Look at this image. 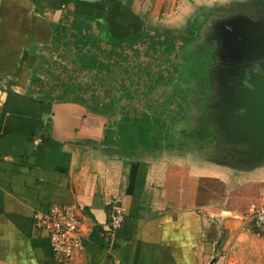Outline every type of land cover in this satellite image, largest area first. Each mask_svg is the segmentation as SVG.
<instances>
[{
  "label": "crops",
  "instance_id": "obj_1",
  "mask_svg": "<svg viewBox=\"0 0 264 264\" xmlns=\"http://www.w3.org/2000/svg\"><path fill=\"white\" fill-rule=\"evenodd\" d=\"M239 1L244 0H0V264H58L46 231L34 223L36 211L55 203L80 207L84 246L69 264H228L238 240L259 232L252 219L236 216L251 204L264 205V168L235 171L213 162L200 167L190 160L197 158L195 151L161 144L164 133L158 139L162 148L150 149V138L143 144L138 134L118 126L151 119L165 125L163 132L170 123L179 125L174 134L185 137L187 102H160L153 95L150 102L144 94L151 87L156 92V78L164 77L158 88L169 93L171 72L161 76L162 62L143 83L138 62L132 82H121L124 75L117 73L109 83L101 73V107L107 91L117 98L131 93L105 114L80 102L26 96L58 86L60 66L76 76L70 62L75 50H55L54 43L64 41L55 39L52 27L67 25L74 14L89 21L94 33L101 23L111 37L123 39L154 34L188 10ZM118 64L122 71L125 64ZM83 76L91 80L90 73ZM113 200L124 220L112 242L104 243Z\"/></svg>",
  "mask_w": 264,
  "mask_h": 264
},
{
  "label": "trees",
  "instance_id": "obj_2",
  "mask_svg": "<svg viewBox=\"0 0 264 264\" xmlns=\"http://www.w3.org/2000/svg\"><path fill=\"white\" fill-rule=\"evenodd\" d=\"M198 25L199 23L197 24V27ZM52 27L55 39L59 41H64V43L62 44L54 43V49L57 50L59 47H61L64 53H66V50L69 49L70 45H72L74 48L73 50H75L74 56L71 57L70 62L76 65V72H74L76 76H69V74H67L65 70V67L60 66V68H62L65 74H63V77H55V79L60 82L58 86L50 85L49 89L40 91L38 93V96L32 97L31 95H26L27 98L39 100L42 102L54 100L80 102L81 104L87 106L90 110L101 114H105L106 111H113V105L117 101L122 100L124 97L129 98L131 93L124 92L123 96H119V98H117V95L114 92L107 91L105 93V97L108 98V101L103 105V107H101L99 105V94L97 92L99 85L103 84L106 79H108V82L110 83L113 79H116L117 73L124 75L122 78L120 77L121 82H125L127 79L132 82V74H135L137 72L139 73V71H137L139 67L135 66V63L132 64L131 67H128L129 61H132L133 57L142 54V51L145 50V54L149 56L151 60L157 59L158 56H163L165 57L164 59L166 62H170V57L173 54L178 53L180 56H188L193 58L195 56V53L201 52V50L195 48V44L197 43L196 40L194 41V39L188 37L174 36L170 31H165V29L156 30L154 34L141 33L138 37H127L123 39H118L115 37H111V35L107 32V28L104 27V25H102L101 23H97V28L95 27L97 33H94L91 23L75 14L72 15V19L67 25H62L59 22L54 23ZM68 39H70V42ZM177 42H181L182 47L179 46V49L176 46ZM190 49L193 50L190 51ZM208 50L210 52V47ZM126 51L131 53L130 56L126 54ZM122 53H124V55L121 56ZM50 60L55 64V61H53L52 59ZM119 60H122L125 65L128 64L127 66H123L122 71L120 69V64H118ZM172 65H177L178 67L176 69L174 68L168 77L170 78V82L172 84V87L170 86L172 89L169 88V93L165 92L164 94V92L159 91V88L161 90L163 87L162 80L165 78L164 77L160 79L156 78V83L159 87H157L156 92L153 89L154 87H151L144 94H146L147 97L150 98L153 95L154 97H156L154 99H156L157 101L161 100L160 102L166 101V99L168 100L171 97L170 94H173L172 98L169 100L173 101L175 99H180L182 100V102L186 101L188 108L190 109L189 96L190 94H192L191 92L196 89V84L194 83V79L196 78L193 77L194 70L192 71V77L189 78L190 85L186 90L187 92L184 91L187 93L186 99V96L182 95V93H184V88L182 87V80L187 81V72L186 70H184V67L183 69H180L182 68L181 66H183L182 62L175 64L172 63ZM116 67H118L117 71ZM140 69L141 71H144L142 74H140V83H143V78L151 79L154 70L152 71L147 64L145 67L143 66ZM84 73L91 74V80L89 81L91 86L85 83L89 90H87L86 87L81 84L82 82L79 81V78ZM101 73H104V75L107 76L106 79H102L104 81L101 80ZM175 73L177 77H175ZM154 74H157V72H155ZM174 88H176V92L174 91ZM136 94L138 95V93H134V95ZM111 115L112 114H109L108 116ZM118 126H120L121 131L123 133L130 134L134 132V134H138L140 142L143 144H147V141L150 138L155 145L147 146V148H162V145H160L158 141L159 138L155 136L153 130V127L155 126V122L153 120L150 119L129 126L127 125V123L124 122L123 124H118ZM172 126L169 131L178 134V132L180 131L179 125H175L174 127ZM131 127H133V131L130 130ZM191 127H193L191 122L187 121L183 123L181 126L182 134L186 133L184 130L185 128L188 130ZM183 145H185V143L180 144L179 146L170 145L169 148H181L180 146Z\"/></svg>",
  "mask_w": 264,
  "mask_h": 264
},
{
  "label": "water",
  "instance_id": "obj_3",
  "mask_svg": "<svg viewBox=\"0 0 264 264\" xmlns=\"http://www.w3.org/2000/svg\"><path fill=\"white\" fill-rule=\"evenodd\" d=\"M238 3L239 12L211 25L223 67L214 100L207 107L213 110L214 134L227 148H218L206 159L249 172L264 168V0ZM187 147L197 145L187 143Z\"/></svg>",
  "mask_w": 264,
  "mask_h": 264
},
{
  "label": "rangeland",
  "instance_id": "obj_4",
  "mask_svg": "<svg viewBox=\"0 0 264 264\" xmlns=\"http://www.w3.org/2000/svg\"><path fill=\"white\" fill-rule=\"evenodd\" d=\"M221 5H217V4H212V5H207L204 6L202 8H199L197 10H188L184 13V15L179 18V17H170V20L168 22L165 23L164 26H162L161 28L157 27V29L162 30L165 29L170 31L174 36H180V37H188L191 39H194V41H198V38H196V32L197 29L199 28V26L197 27V24L200 23L201 20H203L204 15L211 11L212 9L216 8L218 9ZM179 18V19H178ZM203 33V34H202ZM201 34H199V38H201L204 35V31H202ZM186 44V43H185ZM197 45V44H195ZM177 48L179 49V46H181V42L178 43L177 42ZM186 46V45H185ZM138 47V46H137ZM182 47V46H181ZM196 47V46H195ZM205 48V47H204ZM141 49V46H140ZM195 49V48H194ZM206 50L204 51V53H195V56L197 57H186V56H180L178 53L177 54H173L170 57V62L166 63L163 62L164 57H157V59L151 60V58H149V56H147L145 54V50L142 51V54H139L138 56H136V58L138 59V61H129V65L126 64L125 66L128 65V67H131L132 64H134L133 62H138L140 63V65L145 66L146 62L149 64V68L153 71V70H159L161 67L162 72H161V76H165V74L167 75L169 72L173 71V69L177 68L178 64L173 66L172 63H179L182 62L183 66H181L184 70H186V80L184 81L182 80V87L184 88L183 92L187 90V88L190 85V80L189 78L192 77V71L193 70H197L195 69L194 65H197L199 63H201V61H205L207 59V54L209 52V48H205ZM193 49H190V51H192ZM181 51V50H179ZM183 51V50H182ZM141 57V59H139ZM198 57L200 59H198ZM131 62V63H130ZM162 62V65L160 68H158L157 64ZM199 62V63H198ZM62 63V62H61ZM166 70L167 72H164V70ZM62 70H59L60 76L63 77V74H65L64 72L62 73ZM153 73H155L153 71ZM58 74V73H57ZM81 82H89L87 77H84L83 75H81L80 78ZM172 87V86H171ZM170 86L169 88L172 89ZM176 90V88H174V91ZM180 91V90H179ZM176 92V91H175ZM181 92V91H180ZM187 92V91H186ZM186 92L182 93V95L186 96ZM170 98H172L173 94H170ZM140 99V97H136L133 99L135 101V103L138 105L139 102L138 101ZM148 101L152 102L150 100V98L148 97ZM157 101V100H156ZM155 101V102H156ZM186 115L188 116L189 113V109H187L186 111ZM171 124V123H170ZM169 124L166 126V128L168 127V129H166V132L164 131V126H161L159 123H155V126L153 127L155 136L157 138H160L161 134H163V138L162 141H160L161 144H165L167 146H179V144H184L185 140H186V136H191V134H194L193 129L195 128V125L193 124L194 128L192 130H187L186 128L184 129L186 133H184L185 135V140L183 137H178L176 136L173 132L169 131L171 126ZM181 148H185L184 146H180ZM197 158H190V160L196 161V165L200 166V167H210L209 163L207 164V162H209L208 160L204 159L203 157H201L200 155L197 154L196 156ZM188 159V158H186ZM196 159V160H195ZM209 171V169H207ZM228 264H264V229L260 230L258 233L256 232V234H249L246 237H244L242 240H238V245L235 246V248L233 249V251H231L228 255Z\"/></svg>",
  "mask_w": 264,
  "mask_h": 264
},
{
  "label": "flooded vegetation",
  "instance_id": "obj_5",
  "mask_svg": "<svg viewBox=\"0 0 264 264\" xmlns=\"http://www.w3.org/2000/svg\"><path fill=\"white\" fill-rule=\"evenodd\" d=\"M240 6L239 3H233L223 6L220 9H212L205 14L203 20L199 23L198 35L196 32V38L199 40L195 48L201 50V53H204L206 50L205 48L210 47L211 50L209 54H207V59L205 61H201V63L198 62L199 64L194 65V67H196L195 69H197L193 71V77L196 78L194 79L196 89L191 92L192 94L189 96L190 109L187 108L189 109L188 116L185 112L183 118L185 122L189 121L192 125L194 124L195 128L193 126L189 129L192 130L194 128V134L186 136L188 140L185 141V145L183 146L188 150L195 151V153L201 157L206 152L207 157H204V159H208L209 156L215 154L218 148H227L226 145L218 142L214 134V126L211 120L213 110L207 107L214 100V93L217 87V75L219 70L223 67L216 53V40L212 39L210 33V30H212L211 25L220 19H224L227 16L239 12V9H241ZM202 31H204V35L199 38V34H201ZM198 59L200 58L198 57ZM187 143H194L197 147H187ZM212 144L215 145L214 148L211 147ZM221 154H223V152Z\"/></svg>",
  "mask_w": 264,
  "mask_h": 264
},
{
  "label": "built area",
  "instance_id": "obj_6",
  "mask_svg": "<svg viewBox=\"0 0 264 264\" xmlns=\"http://www.w3.org/2000/svg\"><path fill=\"white\" fill-rule=\"evenodd\" d=\"M79 211L80 207L76 203H55L34 214V223L46 231L58 264H69L83 250L85 235ZM236 217L244 221L252 219L259 231L264 229V205L251 204L244 215ZM123 220V209L118 200H113L110 204L108 228L103 233L104 243L112 242Z\"/></svg>",
  "mask_w": 264,
  "mask_h": 264
}]
</instances>
